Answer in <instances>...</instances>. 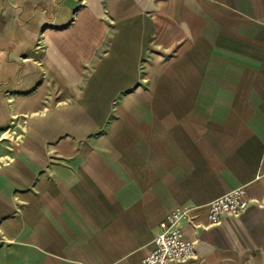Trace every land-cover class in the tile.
Here are the masks:
<instances>
[{
  "label": "crops",
  "instance_id": "0c3cea01",
  "mask_svg": "<svg viewBox=\"0 0 264 264\" xmlns=\"http://www.w3.org/2000/svg\"><path fill=\"white\" fill-rule=\"evenodd\" d=\"M26 115L0 264H142L184 205L172 264H264V0H0V135Z\"/></svg>",
  "mask_w": 264,
  "mask_h": 264
},
{
  "label": "built area",
  "instance_id": "2783aa9c",
  "mask_svg": "<svg viewBox=\"0 0 264 264\" xmlns=\"http://www.w3.org/2000/svg\"><path fill=\"white\" fill-rule=\"evenodd\" d=\"M253 203L245 187L236 188L209 204L211 225L221 224L226 216H240ZM192 206L174 209L161 223L154 242V249L142 264H172L185 262L196 256L195 244L186 239L184 221L191 222Z\"/></svg>",
  "mask_w": 264,
  "mask_h": 264
},
{
  "label": "rangeland",
  "instance_id": "374dc122",
  "mask_svg": "<svg viewBox=\"0 0 264 264\" xmlns=\"http://www.w3.org/2000/svg\"><path fill=\"white\" fill-rule=\"evenodd\" d=\"M107 51V49H106ZM169 56H166V58ZM145 60H147L146 56L143 57L141 61V75L143 77L144 75V63ZM140 85H142L140 83ZM144 87V86H143ZM130 90L128 91H134L136 89L135 87L129 88ZM117 100L115 101L114 106H116ZM115 116H110L104 126L101 127L100 130H107V128L110 126L112 123V120L114 119ZM30 121L31 119L29 118L28 115H26L24 118H20L19 120H15L11 126H9L8 130H5L0 135V167L6 166L11 162V158L14 155L15 149L20 146L26 139L27 135V130L30 127Z\"/></svg>",
  "mask_w": 264,
  "mask_h": 264
}]
</instances>
